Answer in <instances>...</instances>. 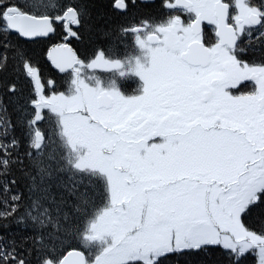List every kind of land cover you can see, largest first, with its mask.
Wrapping results in <instances>:
<instances>
[{
  "label": "snow or ice",
  "instance_id": "6c2138e0",
  "mask_svg": "<svg viewBox=\"0 0 264 264\" xmlns=\"http://www.w3.org/2000/svg\"><path fill=\"white\" fill-rule=\"evenodd\" d=\"M82 29L91 43L80 51ZM40 40L51 41L45 57L76 94L80 81L103 88L85 68L139 80L131 96L112 81L103 105L111 131L136 140L103 187L74 177L68 195L82 215L67 226L65 213L66 227L48 231L31 193L38 178L49 181L43 192L65 187L66 169L53 174L43 133L22 121L29 150L9 151L20 150L15 137L0 143L3 167L19 164L30 181L9 173L0 182V264H264V0H0V70L9 58L33 67L22 45Z\"/></svg>",
  "mask_w": 264,
  "mask_h": 264
},
{
  "label": "trees",
  "instance_id": "16d2710c",
  "mask_svg": "<svg viewBox=\"0 0 264 264\" xmlns=\"http://www.w3.org/2000/svg\"><path fill=\"white\" fill-rule=\"evenodd\" d=\"M45 3L49 5L56 3V0H44ZM159 1H157L158 3ZM150 29V28H149ZM152 30V29H150ZM81 33L84 37L81 44L76 47L78 50L83 51L87 47L90 41V35L87 32H84L83 29ZM255 39V37H253ZM15 43V40H13ZM51 41L40 40L37 43L22 45V47L30 50L31 59L33 62V67L29 68L24 65L23 61H13L11 58L8 59L7 66L0 70V109L6 105L7 110H0V143H3L6 147L7 144L15 137L20 141V150L17 151L14 148H10L9 151L13 152L16 156H23L27 152L28 145L27 141L24 138V132L26 131V125L22 121H34L32 125L33 131L39 130L43 133V149H44V158L43 162L45 165H51L53 174H56V169L59 167H64L66 171L62 175V182L65 187L60 189H53L52 192H43L42 189L49 183L48 180H45L44 184H41L39 178L37 179L38 190L31 193V196L40 201L39 210L35 212L37 216V224L40 220H44L48 225V231H51L55 225L58 223L63 230L66 227L64 221V214H68L67 226H72L75 220L80 219L81 214L75 212V206L78 201H75L68 195V192L75 187V180L81 177L87 179L95 180L101 187H103L105 181L107 180L104 175L98 171L89 170V169H80L76 166L79 159V155L75 150L72 149L71 145L68 142L67 136L64 134L62 124L56 114L51 113L49 110H45L42 113V120H39V111L37 107L38 94L37 89L34 84V80L30 74V69H35V65L39 66L41 78L44 80L60 79L63 76L57 75V71L54 70L51 64L47 61L45 57V49ZM15 49L9 50V57L12 56ZM138 54V53H137ZM109 57L115 58L117 53L115 51H107ZM120 55H123L121 51ZM87 58V57H85ZM5 61L2 56H0V64H4ZM87 70V69H86ZM95 72H92L93 74ZM97 78L100 77V73H96ZM67 74H64V76ZM57 78V79H56ZM55 86L57 83H54ZM50 85V83H49ZM14 86L15 91H9V87ZM58 87V86H57ZM59 88V87H58ZM64 90L65 93H69L70 90L64 87H60ZM31 101H36V104L33 106ZM9 120L12 121L14 128H9ZM8 130V135L4 136L2 133ZM51 157V159H49ZM11 161V157H8ZM29 161L25 158L24 167L27 168L30 172H35L34 168L28 167ZM20 165H12L10 163L9 168L3 167V162L0 160V182L6 181L9 178V173L15 175L17 180L23 184H30V181L26 180L22 173L19 171ZM13 191L17 189L13 187ZM55 195V202H52L51 197ZM0 195H3L0 193ZM25 195H28L25 192ZM47 197V199H46ZM44 207L49 209V215L41 216V212ZM83 208V205H81ZM59 210V211H57ZM29 221L26 219L25 223ZM77 229L73 228L75 233ZM17 240L21 239V235L16 237ZM47 255L52 257V260L56 259V256L51 253ZM33 264H36L33 261Z\"/></svg>",
  "mask_w": 264,
  "mask_h": 264
},
{
  "label": "rangeland",
  "instance_id": "374dc122",
  "mask_svg": "<svg viewBox=\"0 0 264 264\" xmlns=\"http://www.w3.org/2000/svg\"><path fill=\"white\" fill-rule=\"evenodd\" d=\"M84 74L87 75L85 72ZM68 76V79H71L70 74H68ZM51 80L52 78L44 80L45 83L43 84L41 78L35 73V83L39 95L38 100L48 101L47 104L38 106L39 117H41L42 112H44L43 110H47L45 108L51 110V113L56 114L61 121L68 142L72 147H77L79 149L78 152L82 153L84 156V154L89 151L82 147L85 145V140H89L92 134L96 135L99 133L102 112L98 108L97 99L101 92V88L99 85H92V87L88 82L85 83L80 81L78 82V87L80 88L79 94H76L74 90L70 91V93H65L64 90L60 92V88L58 89L57 87L50 86L49 82ZM53 92L57 95H52ZM93 116L96 117V119H92L91 117ZM100 150L101 147L100 149H94L96 154H101ZM88 153L85 155L86 158ZM85 157L79 161L78 166L80 169L95 165L92 160L88 158L85 159ZM113 220L116 226H119L118 218H113ZM102 247L103 246L100 244L94 245V248L97 250H100Z\"/></svg>",
  "mask_w": 264,
  "mask_h": 264
},
{
  "label": "flooded vegetation",
  "instance_id": "af4514ba",
  "mask_svg": "<svg viewBox=\"0 0 264 264\" xmlns=\"http://www.w3.org/2000/svg\"><path fill=\"white\" fill-rule=\"evenodd\" d=\"M149 32L152 30L148 29ZM211 43V40H209ZM198 44V42H197ZM199 45V44H198ZM89 72V70H86ZM96 71L100 72L99 80L102 81L103 88H101V92H107L110 96L108 89L112 87L111 82L116 81L118 85V91L122 96H131L134 94H139L137 89L140 87L139 80L134 76L122 77L120 73L116 70L113 71H101L97 69ZM58 75L62 76L60 73ZM57 79V78H56ZM91 84H96L97 81L95 79L89 80ZM59 87H65L67 83V79L61 77L55 81ZM102 112L101 120H100V129L98 134H92L91 138L85 140V145L82 146L84 149L89 150L87 158L94 162V166L88 167L89 169H93L99 171L103 174L106 179H109L108 173L118 171V164L121 163V158L123 156V149L128 146L130 143H133L136 140V135L127 138H121L118 133L112 132L111 129L114 126L110 115L104 111V108H99ZM87 141V142H86ZM101 154H96L94 149H100ZM74 148V147H73ZM75 150L79 149L77 147ZM86 153V154H87ZM95 153V154H94ZM85 154V155H86ZM85 157V156H84ZM85 157V159H87Z\"/></svg>",
  "mask_w": 264,
  "mask_h": 264
},
{
  "label": "water",
  "instance_id": "95a60500",
  "mask_svg": "<svg viewBox=\"0 0 264 264\" xmlns=\"http://www.w3.org/2000/svg\"><path fill=\"white\" fill-rule=\"evenodd\" d=\"M69 15H70V16L72 15L71 11L69 12ZM194 47H196L197 49L200 48V46H199L198 44L194 45ZM64 51H65V53H66L67 55H70L69 50L64 49ZM53 55H54V57H55V55H56L55 52L53 53ZM71 59H72V62L74 63V62H75V58L72 57ZM61 67H67V64H65V63H61ZM108 98H109V96L107 95V93H103V94H101V96H100V98H99V100H98V102H99V106H100V107H103V105H104V103H105V100L108 99ZM69 260L71 261V260H72V257H69Z\"/></svg>",
  "mask_w": 264,
  "mask_h": 264
}]
</instances>
